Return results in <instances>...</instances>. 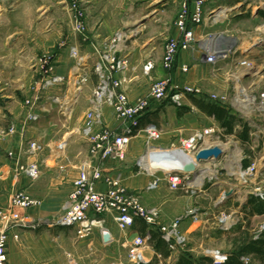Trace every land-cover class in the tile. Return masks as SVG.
Segmentation results:
<instances>
[{
    "label": "crops",
    "instance_id": "obj_1",
    "mask_svg": "<svg viewBox=\"0 0 264 264\" xmlns=\"http://www.w3.org/2000/svg\"><path fill=\"white\" fill-rule=\"evenodd\" d=\"M20 1V17H0V131L9 132L10 127L15 126L14 131L0 139V207L8 206L12 194L22 190L41 203L27 209L17 208L19 213L33 217L51 216L63 210L73 181L79 175V167L87 158L89 144L83 138L82 128L86 112L93 107V92L98 83L94 66L101 57L100 51L117 32L125 31L128 38L122 55L128 58L129 68L122 74L126 79L122 89L132 101L148 95L153 80L164 78L167 74L162 66L164 47L167 39L180 36L175 21L182 0H82L88 28L86 38L73 31L69 0ZM215 9L206 4V10ZM210 11L202 25L197 27V34L208 31ZM221 14L220 17L226 15ZM71 46H77L84 58L77 74L74 71L77 61L71 56ZM43 52H54L56 72L69 77L64 91L69 110L61 112L55 104L52 106L47 101L45 107L38 109L40 120L28 123L23 100L36 79V57ZM148 61L155 63L151 75L143 69ZM182 64L189 65L190 70L184 72ZM174 68L173 80L180 85L203 84L209 87L212 84L205 56L200 52L194 54L190 50H182ZM83 74H87L88 80L77 90L74 80ZM119 76V73L116 74V77ZM216 84L224 87L222 82ZM182 97V107L170 99L152 100L151 106L140 118L141 131L131 139L126 159H108L105 162L107 175L120 178L124 185L139 192L147 206L160 208L163 224L180 217L174 211L176 202L181 204L178 202L180 198L161 196L165 189L162 182L156 190H148V183L155 175L138 170L137 161L146 152V125L156 123L162 129V136L155 144L163 147L169 146L187 131L203 127L195 118V112L201 110L196 104L197 96L186 94ZM102 110L104 125L122 129V121L113 116L111 107L104 105ZM205 114L208 117L205 126L214 124L222 127L215 117ZM28 139L40 141L44 150L40 154H30L26 149ZM62 140H67L65 150L59 148L58 143ZM11 151L13 153L9 156ZM35 160L41 173L37 180L17 172L19 165ZM98 186L100 190L107 189L104 182ZM201 195L204 197V194ZM201 195L199 198H202ZM193 208L200 210L201 205ZM206 216L207 213H203L200 220ZM200 220L186 219L180 223L181 231L189 237V244L173 250L170 257L157 253L150 240L145 256L149 261L159 257L161 264L175 263L181 252L200 257V251L205 249L204 239L196 241L193 238L198 232L205 234L203 227L206 226H202L205 221ZM103 225L110 234L108 240L99 228L80 237L77 226H42L37 229L14 226L8 230V261L10 264H71L69 258L73 257L79 264H114L128 260L130 241L147 233H144L139 221L123 231L110 215L106 216ZM15 234L19 235V239H15ZM232 250L226 253L230 255ZM242 260L244 263L252 261L247 256Z\"/></svg>",
    "mask_w": 264,
    "mask_h": 264
},
{
    "label": "built area",
    "instance_id": "obj_2",
    "mask_svg": "<svg viewBox=\"0 0 264 264\" xmlns=\"http://www.w3.org/2000/svg\"><path fill=\"white\" fill-rule=\"evenodd\" d=\"M208 0H183L181 3V12L175 21V25L180 30L178 38H169L166 42L162 58L163 69L166 70V76L161 79H155L152 82L150 91L146 96H140L135 101L129 98L126 90L122 89L125 77L122 74L127 72L129 68V60L125 55H122L128 35L125 31H119L100 51V59L95 63L94 71L98 75V83L93 92V107L86 112V121L83 126V131L91 143L90 153L79 167V175L74 179L72 190L68 196L63 210L56 215L33 217L29 214L24 215L17 211V208L27 209L28 207L39 205L37 199H34L25 191H16L12 194L8 206L0 207V264H10L8 261V246L9 239L8 230L14 226L31 227L33 229L42 226H77L78 235L85 236L94 228L102 229L104 234H109L104 228V221L107 215H110L115 221L117 227L123 231H127L132 227L138 219L144 220L148 225L159 227L162 237L170 245L171 250H176L185 245L186 237L181 233L180 223L184 218H176L169 224L160 222L161 213L158 206H147L140 193L131 190L124 185L120 178L107 175L105 162L108 159L123 161L126 159V152L131 139L140 133V118L145 111L151 106L152 100L165 101L172 100L178 107H182L183 95L205 96L199 86L191 84H178L173 80V71L177 59L182 50H190L192 53L200 52L205 56L208 66L215 65L219 62L232 59L238 52V45L231 48L219 51L218 44L224 42V37L228 36L223 33H204L197 34V27L202 25L208 10L206 4ZM69 9L73 14L72 28L75 34L82 35L86 38L87 26L85 21V13L82 7V0H69ZM220 11L215 9L210 11L209 18L211 23L220 20L217 19ZM232 38V37H231ZM233 39V38H232ZM235 39V38H234ZM230 47V46H229ZM235 48V49H234ZM70 53L75 57L77 63L74 71L80 69L83 57L80 55L77 46H71ZM35 63L36 79L32 84V88L24 97L25 116L28 123H36L41 116L38 112L40 107H45L44 103L50 101L52 106L61 112L69 110V101L65 99L64 91L69 80L68 76H64L56 72V61L54 52H43L37 55ZM233 60H235L233 58ZM242 67L237 72L245 74L250 69H253L254 64L251 59L239 58L236 60ZM155 66L154 61H148L144 66V72L151 75ZM181 68L184 72L190 70L189 65L182 64ZM211 71L215 72L214 69ZM120 74L116 77V74ZM77 74V72H76ZM237 76V77H238ZM88 80L87 74L74 80V86L77 90L82 88V84ZM238 81V80H237ZM251 96L254 104L252 108L264 109V88L259 89ZM213 100H218L215 96H210ZM238 93L230 103H222L227 108H230L236 115L240 113V117L246 120L250 127H255L260 120L257 115H253L251 108L247 109L245 104L238 105ZM108 105L111 107L113 116L122 121V129L110 128L104 125V114L102 107ZM250 110V111H249ZM243 113V115H242ZM246 116V117H244ZM264 123V119L263 122ZM15 126L12 125L9 129L14 131ZM9 132L0 131V139ZM145 141L146 152L137 161L138 170H143L155 175V178L148 183V190H156L160 186L162 180H167L169 188L179 190L187 186L192 193L198 192L205 186L204 180L211 178L213 174L207 173L203 180L198 184L195 181L202 175L205 169H214L212 166H218V159L213 157L208 160H197L198 152L204 149L218 146L223 153L227 151V145L224 142L226 137V129L217 125H208L191 131L189 134H183L178 139L169 144L167 147L157 146L155 141L162 136V129L156 123H150L145 126ZM255 137H259V131H251ZM259 140V139H258ZM257 140V141H258ZM59 148L65 150L68 146L66 140L59 143ZM27 151L32 154H40L44 150L43 144L36 139L27 140ZM1 150V146H0ZM179 152L186 154L195 160L196 171H187L186 169H172L170 171L156 168L155 170L148 169L142 161L148 157H166L169 153ZM12 151L9 156L12 155ZM264 159V158H263ZM241 173L244 181L247 182L246 176L253 174L259 169L255 162L244 166L240 164ZM18 173L27 175L31 180H37L40 173V165L38 161L27 162L19 165ZM162 172L164 176L158 173ZM212 175V176H211ZM104 182L107 186L106 190H100L98 184ZM225 194H228L225 192ZM253 196L264 199V190L258 187L253 193ZM194 220H200L203 212L197 208H192L188 211ZM230 213L223 211L221 214V225L223 229L230 230L237 224ZM264 230L262 226L256 236ZM110 235V234H109ZM15 239H19V235H14ZM150 235H138L134 237L129 244L130 248V263L123 261L115 262L114 264H144L148 260L145 257V248L148 245ZM213 263H223L227 260L229 254L218 250L208 252ZM71 264H79L69 258Z\"/></svg>",
    "mask_w": 264,
    "mask_h": 264
},
{
    "label": "rangeland",
    "instance_id": "obj_3",
    "mask_svg": "<svg viewBox=\"0 0 264 264\" xmlns=\"http://www.w3.org/2000/svg\"><path fill=\"white\" fill-rule=\"evenodd\" d=\"M207 3L208 6L217 8L220 14L224 12L226 15L217 22L209 23L208 31L204 33L225 32L233 39L238 38L236 44L240 45L238 47V53L233 57L235 60L232 58L226 60L224 63L219 62L215 65L208 66L209 78L212 83L209 87L203 84L193 86H199L209 100L212 99L210 97L211 95L215 96L218 99L216 101L220 104L230 103V99L234 98L237 93L240 95L237 100L244 103L248 100V95L254 96L257 90L264 88V19L258 14V10L264 11V0H208ZM20 4V0H0V17H20ZM239 58L251 59L254 67L245 74L242 75L240 73L238 76L237 72L242 67L236 62ZM211 69H214L215 72L211 71ZM215 81L217 83L222 82L224 87L220 88ZM251 109L253 110V115H257L260 119L257 121L258 124L255 127H251L249 133L251 141L245 142L238 135L225 132L226 137L223 139L227 145V151L218 158V166H212V168H215L214 175H211L212 177L210 179L206 178L204 180L205 186L199 189L198 192L192 193L191 189L187 186L179 190H172L169 188L166 179L161 181L165 185L161 196L169 195L171 197L172 195L180 198L178 202L181 204L177 205L178 203L176 202L174 211L181 218H184L182 221L186 219L196 221L190 215L187 216L188 211L196 206L201 205L200 210L204 214L207 213V216L200 220V222L205 221V225H202L206 226L203 227L205 234L204 232H198L193 237L196 241L204 239L205 249L200 251L199 255L201 256L202 254L207 255L208 252L216 250L226 253L233 249V238L237 235L236 228L239 224L244 225L248 222L244 205L253 196L252 193L258 187H262L264 190V123H262L264 109L257 107ZM237 116L240 118L239 112ZM195 118L201 126H205L208 120L207 115L201 110L195 112ZM243 121L246 120L243 119ZM237 128L241 130L240 126H237ZM251 131L253 133L259 131V137L253 136ZM186 133L189 134L190 131ZM82 134L85 141L89 144L88 154L86 155L88 156L91 143L86 138L84 131H82ZM245 161H248L247 165L255 162L259 168L253 174L246 176L247 182L240 176V164ZM158 174L164 176L162 172ZM225 192L228 194H225ZM201 194H204V197ZM200 195L202 198H199ZM185 209L186 212H184ZM223 211L228 212V214L230 213L233 216L231 218L237 221V224L230 228V230L223 229L221 225L220 218ZM250 223L252 225L251 232L256 234L264 226V214L252 216ZM181 233L185 235L182 231ZM185 237L187 241L185 245H188L189 237L187 235ZM129 251L130 248L128 249V260L123 261L125 263H130L131 257ZM146 259L148 260L147 257ZM154 261L155 258L152 261L148 260L144 264H151ZM252 262L254 264H261L260 261L254 259H252ZM158 264H161L160 260Z\"/></svg>",
    "mask_w": 264,
    "mask_h": 264
},
{
    "label": "trees",
    "instance_id": "obj_4",
    "mask_svg": "<svg viewBox=\"0 0 264 264\" xmlns=\"http://www.w3.org/2000/svg\"><path fill=\"white\" fill-rule=\"evenodd\" d=\"M258 14L264 19V11L258 10ZM195 97V96H194ZM196 104L202 111L215 117V119L226 129L227 133H233L242 138L245 142H250L249 133L251 127L243 118H239L230 108L225 107L216 100L208 99L207 96L197 97ZM241 127V130L237 128ZM248 164V161L243 163L244 166ZM246 210V216L248 222L244 225L239 224L236 228L237 235L233 238V250L230 252L227 260L223 263L216 264H253L252 261L243 262L242 258L247 256L251 260L255 259L264 263V230L256 236L251 232L250 219L252 216L264 214V199L252 196L248 202L244 205ZM248 210V211H247ZM141 227L144 228V233L149 234V240L152 243L157 253H160L165 258L170 257L173 251L170 245L162 237L159 227H153L148 225L144 220L138 219ZM136 221V222H137ZM178 260L173 264H214L210 256L202 255L195 258L189 252H181ZM158 258L151 264H158Z\"/></svg>",
    "mask_w": 264,
    "mask_h": 264
},
{
    "label": "bare ground",
    "instance_id": "obj_5",
    "mask_svg": "<svg viewBox=\"0 0 264 264\" xmlns=\"http://www.w3.org/2000/svg\"><path fill=\"white\" fill-rule=\"evenodd\" d=\"M223 14L225 13H222L221 16H223ZM220 13L218 14L217 16V19H222L223 17H220L219 16ZM236 40L235 39H228V40H225L224 39V42L222 43H219L218 44V50L221 51V50H224V49H228V48H231V46H237L236 44ZM240 44H238V47H239ZM230 46V47H229ZM235 49V48H234ZM238 50V49H237ZM251 96L248 95V100L244 103L242 102H239L238 100V105H243L245 104V107L247 109L249 108H252L253 107V100L252 98H250ZM187 159H191L192 161H195L192 158H190L189 156H186V154H181L179 152H174V153H169V156H166V157H163V156H160V157H148L146 158L145 160L142 161V163L150 170H155L156 168H159V169H162V170H166V171H170L172 169H180V168H184V166L186 165L187 163ZM209 173V174H213L215 173V170L213 169H205L203 170V173L202 175L199 176V178L195 181L196 183H200L204 176Z\"/></svg>",
    "mask_w": 264,
    "mask_h": 264
},
{
    "label": "water",
    "instance_id": "obj_6",
    "mask_svg": "<svg viewBox=\"0 0 264 264\" xmlns=\"http://www.w3.org/2000/svg\"><path fill=\"white\" fill-rule=\"evenodd\" d=\"M225 40L232 39L230 36H225ZM236 42H238V38H235ZM223 151L218 146H213V148L204 149L198 152L197 160H208L210 158H220L223 155ZM183 169H186L187 171H196L195 163L191 159H187V163L184 166ZM110 238L109 234L107 233L105 235V239L108 240Z\"/></svg>",
    "mask_w": 264,
    "mask_h": 264
}]
</instances>
